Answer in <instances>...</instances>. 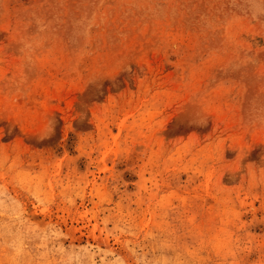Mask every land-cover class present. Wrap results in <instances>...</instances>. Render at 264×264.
Masks as SVG:
<instances>
[{
  "label": "rangeland",
  "instance_id": "1",
  "mask_svg": "<svg viewBox=\"0 0 264 264\" xmlns=\"http://www.w3.org/2000/svg\"><path fill=\"white\" fill-rule=\"evenodd\" d=\"M0 264H264V0H0Z\"/></svg>",
  "mask_w": 264,
  "mask_h": 264
}]
</instances>
